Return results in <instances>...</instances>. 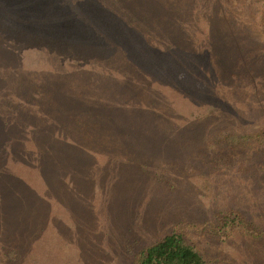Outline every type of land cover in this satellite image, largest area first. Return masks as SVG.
I'll use <instances>...</instances> for the list:
<instances>
[{
    "label": "rangeland",
    "instance_id": "obj_1",
    "mask_svg": "<svg viewBox=\"0 0 264 264\" xmlns=\"http://www.w3.org/2000/svg\"><path fill=\"white\" fill-rule=\"evenodd\" d=\"M168 3L166 14L173 11L180 23L169 24L174 43L189 47L187 35L206 45L219 41L231 47L240 73L206 101L205 95L188 101L168 86L145 96L170 118L153 125L161 132L156 153L150 142L125 151L108 143L114 148L100 146L83 157L55 151L51 163L60 160L62 176L74 188L55 177L43 193L21 188L9 204L0 196V264H132L141 248L171 232L192 244L206 264H264V8L255 20L233 6L234 19L244 21L239 24L215 0ZM214 6L220 16L209 14ZM24 56L20 64L27 68L17 76L14 60L0 64V115L7 122L21 118L5 93L27 95L18 81L28 77L29 67L46 68L50 61L32 50ZM209 113L217 122L192 146L175 135L166 141L167 124L184 126ZM224 135L228 142L219 139ZM233 210L246 226L239 219L233 229L220 223L222 213Z\"/></svg>",
    "mask_w": 264,
    "mask_h": 264
},
{
    "label": "trees",
    "instance_id": "obj_2",
    "mask_svg": "<svg viewBox=\"0 0 264 264\" xmlns=\"http://www.w3.org/2000/svg\"><path fill=\"white\" fill-rule=\"evenodd\" d=\"M164 2L0 0V64L4 58L14 60L17 76L27 68L20 63L26 62L28 50L40 54V61L50 60L46 68L29 67L28 77L18 81L27 95L5 93L8 103L17 107L14 114L21 118L7 122L0 115L4 135L0 137V196L6 203L11 196L18 198L21 188L43 193L55 177L74 188L72 181H66L68 175L62 176L60 160L51 163L55 151L63 157L78 152L83 157L100 146L110 147L108 143L125 151V147L139 149L150 142V152L156 153L162 145L157 124L165 125V119L170 123V118L160 116L144 97L159 86L170 87L188 101L197 102L203 95L206 101L217 98L225 82L238 76L239 66L228 54L230 46L219 41L206 45L189 35L184 38L189 47L173 42L169 24L180 23L171 16L173 11L166 14L169 3ZM215 2L226 18L239 24L243 19H234L233 6L249 18L250 14L255 20L263 18L264 4L257 0ZM215 7H210L209 14L220 16ZM255 10L259 16H254ZM211 114L216 113L180 127L167 124L166 141L171 143L170 136L175 135L177 142L192 146L198 135L211 128L210 122H217L208 117ZM229 137L219 139L228 142ZM219 219L232 229L238 219L248 224L237 210L223 212ZM132 264L206 263L181 234L171 232L141 248Z\"/></svg>",
    "mask_w": 264,
    "mask_h": 264
}]
</instances>
